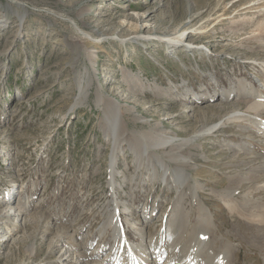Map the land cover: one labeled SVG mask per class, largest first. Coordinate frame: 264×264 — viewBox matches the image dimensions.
I'll return each instance as SVG.
<instances>
[{
    "label": "rangeland",
    "instance_id": "1",
    "mask_svg": "<svg viewBox=\"0 0 264 264\" xmlns=\"http://www.w3.org/2000/svg\"><path fill=\"white\" fill-rule=\"evenodd\" d=\"M263 1L0 0V264H116L110 228L98 232L112 199L126 210L119 219L127 240L151 255L150 238L164 254L151 264L169 254L188 263L201 227L208 235L194 259L222 254L221 264H264V127L246 117L225 120L235 109L258 117L243 103L252 95L264 107L261 67L246 64L264 59L253 31L264 20ZM188 22L205 30L184 42L193 49L159 41ZM134 35L152 39L128 42ZM76 75L91 81L83 103ZM241 80L248 96H217ZM102 99L123 107L124 140L153 136L158 123L193 138L173 152L183 156L178 163L166 164L190 172L196 198L187 185L161 179L166 149L139 154L129 140H119L110 182ZM130 256L118 259L135 263Z\"/></svg>",
    "mask_w": 264,
    "mask_h": 264
},
{
    "label": "bare ground",
    "instance_id": "2",
    "mask_svg": "<svg viewBox=\"0 0 264 264\" xmlns=\"http://www.w3.org/2000/svg\"><path fill=\"white\" fill-rule=\"evenodd\" d=\"M263 3H264V1H263ZM258 4L259 3L254 2V3L250 4V5H248L247 7L253 8V7L257 6ZM148 15L149 14H147L145 17H147ZM190 22L184 24L180 29L176 30L172 34L164 33L165 35L159 37V41H161L163 43V45L167 49H171V50L175 49L176 47H178L180 45L186 46V48H188L189 50L193 49L194 48L193 46L185 45L184 42L186 41L188 36L192 35V32H194V30H197L196 33H202L205 30H203L202 26H200L198 28H194L193 30H191L192 25L190 24ZM248 23H250V22H248ZM259 23L260 24L257 26V28H255V30L253 29V31L254 32L257 31L254 34H258L257 37H256L257 44L259 46L262 45V47H264V45L262 44L263 41H264V20L260 21ZM81 27H85L84 21H83V23L81 22L80 28ZM76 33H78L80 35L85 34L82 37L86 38L88 41H93V42L101 41V40H98V38H96V37L95 38L91 37L90 36L91 34H87V33L83 32V31H81V29H78L76 31ZM92 38H94V39H92ZM150 39H152V38H150L149 36L134 35V36L130 37L127 40H128V42H130V41L136 42V41H139V40L147 41V40H150ZM119 41H120V43H124V41H126V40L125 39L124 40L120 39ZM263 50H264V48H263ZM96 51H100V50H96ZM84 53L91 54L92 52L90 53V51H86ZM258 59L259 58L254 59L255 61H248L246 64L255 65V66L259 65V67H261L260 68L261 69V71H260L261 72V76H260L261 79H259V82H260V86L264 87V61H263L264 59L262 60V62L257 61ZM75 80L77 82V85L80 84L79 90H78V93H77V101H79L80 103H83V102H85V100L87 99V97L89 95L88 89H89V86L91 85V81L89 80V78H84L83 79V77L81 75H76L75 76ZM245 80H241V82H240L241 84H240L239 88L234 89L233 87H229L227 90L217 93V96H219V97H222V96H226V97L227 96H236V98H241L243 96H248L250 94V91H249V88H248ZM259 93H261V95L263 96L264 95V89L263 88H259L258 94ZM238 94H242V95L238 96ZM101 97L104 98L105 96H101ZM197 97H194V99L195 100L198 99ZM251 98L252 99L253 98H257L258 99V96L252 95ZM252 99H250V101H248V102H243V103L246 104L248 111L249 110L256 111L255 114H257V116L259 118L258 117L255 118L256 115L254 117H251V116L249 117V116H247L248 115L247 113L245 114L242 111L235 109V110H233L231 113H229L226 116L225 120L226 119H230L232 117H234V118L235 117H241V118L244 117V119L246 117V118H251V120L254 122V124L255 123H259L258 124L259 127H262L261 125H263V127H264L263 116L260 115L261 113H264V107H261L259 105V103H258L259 101L257 102L256 99L255 100H252ZM105 102H106V104H105ZM241 102L242 101L238 100L237 103L239 104ZM98 105L106 106V112H105V115H104V118H103V124H104V127H105V135L107 137H109V139L111 140V143H112V148H111V152H110L111 164L109 165V171H110V182H113V177L115 176V171H114L115 165H114V160L113 159H115L116 154L119 153L122 150L121 145L119 143L120 142L119 140H124L123 128L125 127L126 124H125V120L122 119L123 107L120 106V104L117 101L110 100V99H105V100L102 99V100L99 101ZM135 117L139 119V116H135ZM139 121L142 122V123H147V121H142V120H139ZM158 124L156 125L158 129L155 131L153 136H145L144 135V136H141L137 140L134 137H129L128 139H125L124 141L127 142L129 140L128 144H131V143L134 144L135 142L139 143V145H140V150L139 151H136V150L132 149L133 152H136V153H139V154L140 153L145 154V153H147V151L149 149H160V150H163V151L166 149L165 150L166 154L164 153L165 154L164 156L166 157V160H165V158L164 159L163 158H159L160 159L159 160L160 164H158V168L164 171V174H163L161 179L163 181H165V183L170 182L171 186L175 187V189L182 188L185 185H187L188 186V188H187L188 192L187 193L194 199V198H196L197 190H196L195 186L192 185L191 182H190V177H189L190 176L189 175L190 172L186 168H184L183 166L182 167H178L176 165L173 168L172 167L169 168L168 165L166 164V161L167 162L172 161V162L178 163L182 159V158H180V156H182V155H180V156L177 155L178 156L177 157V156L173 155V152H175V153L178 152V154H179V149H180V147L182 145H184V142L192 140L193 138H187L186 140L185 139L182 140L178 136H176L175 134H173L171 132L166 131V133H165L163 131V129L161 128V125H158ZM217 128H219L218 127V123L212 124V125H210L208 127H205V128H202V129L198 130L196 134H201V133H204V132L208 133L209 131L216 130ZM139 157L140 156H138V154H137V157H135V159H134V164H135V161ZM259 167H261V165ZM111 187H112V189H114V192H116L115 191L116 187L113 186V185H111ZM19 203L17 204L18 205L17 208H19L20 210H23L25 205H26V202L24 204H21V205ZM112 203H113V206H112L111 210L106 214V216L104 218V221L101 223V225L98 228L99 229L98 232L101 235L106 233V229L107 228H110V230H111L110 239L112 240V245L110 247V251H113V254H114L113 255L110 252L112 254L111 257L113 258L112 263H114V261L116 260L117 261L116 264H121L122 262H120V259H118V258H119V256L121 257L124 254V252H126V251H129V252L132 253V256H130V257H132V260H133L132 262H135L133 264H151V263H155L156 261L161 259L164 254L161 251H160L161 253H155L156 246L154 245L153 240H151L150 238L148 239V241L147 240L146 241L149 242L148 246L152 250L151 255L148 254V252L144 251V249H143L144 248L143 247L144 244L137 245V244H134L131 241L129 242L127 240V235H126V232H125V230L123 228V223L124 222L121 221V219H119V216L121 217L122 213L123 214L126 213V210L123 209V211L121 213V208H120L119 202L117 200H113L112 199ZM6 209H9V208H6ZM117 212H118V214H117ZM14 213H15V211H5L3 213V216H9L10 214H14ZM126 221H127V219H126ZM129 224L130 223H128V226H129ZM207 226H209V225H207ZM135 229L140 230L137 227ZM137 233H138V231H137ZM195 235H197L196 236L197 238L196 239L194 238L195 240L192 239L194 241H191L192 244H191V247H190V248H192L191 249L192 250V258L186 264H221L222 263V254H216L215 256L213 254V257H211V258L209 257L207 259H202V260L200 258H197V257H196L197 259H194L195 256L198 255V252L204 246L203 243H204V240L207 238L208 229L206 227H201V228H199L198 232ZM104 246H105V244H104ZM135 250H138L141 254H145V256L144 257L137 256L136 254H134ZM96 255L98 256V253ZM176 256L177 257H175L174 255L169 254L167 256V259H166L164 264H181V260L180 259H181L182 255L180 254V255H176ZM90 264H99V263H98V261L93 260V261L90 262Z\"/></svg>",
    "mask_w": 264,
    "mask_h": 264
}]
</instances>
